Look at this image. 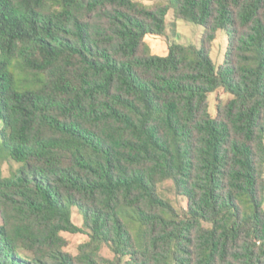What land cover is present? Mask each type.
Listing matches in <instances>:
<instances>
[{
  "label": "trees",
  "instance_id": "1",
  "mask_svg": "<svg viewBox=\"0 0 264 264\" xmlns=\"http://www.w3.org/2000/svg\"><path fill=\"white\" fill-rule=\"evenodd\" d=\"M0 264H264V0H0Z\"/></svg>",
  "mask_w": 264,
  "mask_h": 264
},
{
  "label": "rangeland",
  "instance_id": "2",
  "mask_svg": "<svg viewBox=\"0 0 264 264\" xmlns=\"http://www.w3.org/2000/svg\"><path fill=\"white\" fill-rule=\"evenodd\" d=\"M146 4H153L156 1L167 0H143ZM203 26L189 22L183 19H177L174 12L171 11L167 16V30L164 35H148L146 40L152 48L153 53L165 56L168 54L169 46L171 44H192L200 47L202 40ZM229 46V38L226 32L219 31L217 38L213 44L211 51V57L216 64V66H221L225 62V56ZM232 98L230 93L225 92L223 89L210 94V111L213 116L216 115L217 105L219 103L225 104L229 99ZM5 172H7V165L4 167ZM160 194L173 203V205L179 209H186L188 207V198L184 195H179L174 188L172 181L168 180L159 185ZM73 220L79 226L82 225V216L78 213L76 209L73 211ZM63 235L68 240V245L66 250L76 255L79 252V245L88 240V236L85 233H68L64 232ZM106 255H111L108 249L104 250Z\"/></svg>",
  "mask_w": 264,
  "mask_h": 264
}]
</instances>
